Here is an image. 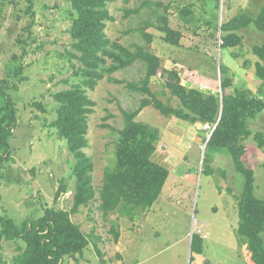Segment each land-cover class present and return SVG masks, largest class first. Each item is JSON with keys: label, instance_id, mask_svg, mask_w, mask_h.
<instances>
[{"label": "rangeland", "instance_id": "obj_1", "mask_svg": "<svg viewBox=\"0 0 264 264\" xmlns=\"http://www.w3.org/2000/svg\"><path fill=\"white\" fill-rule=\"evenodd\" d=\"M143 1L150 5L142 6ZM157 2L166 11L169 26L181 33L179 44L172 45L155 26L146 27L153 36L150 50L165 68H176L187 88L197 87L205 94H220L226 74L248 96L264 101V81L255 73L258 58L252 52L264 35L248 27L238 31L240 45L220 47L221 24L241 12L255 14L262 0H113L108 3L113 20L106 23V35L129 48L146 45L138 29L145 26L152 3ZM182 8L189 10L186 19L180 14ZM73 16L66 0L0 1V89L4 91L0 107L7 101L2 125L10 130L8 157L0 168V217L18 225H32L46 207L72 208L75 160L51 123L57 108L52 95L78 82L73 74L78 61L69 54L74 52L68 33ZM112 63L107 57L102 79L87 90L94 106L84 152L93 163L95 195L70 213L89 244L57 264H247L237 233L242 174L228 154L206 145L208 131L199 129L200 124L161 115L152 106L144 107L135 119L158 131L152 159L169 170L160 196L133 219L100 209L99 191L104 172L115 164L122 111L134 110L147 96L128 85L143 78L142 62L114 70ZM148 86L163 102L180 105L162 78L151 77ZM249 129L250 136L242 141V161L254 173L255 196L264 199V144L260 147L254 137L260 133L264 139V110L249 122ZM61 184L66 192L55 201ZM194 233L202 236L200 253L191 251ZM24 246L19 237H0V264H15L14 257Z\"/></svg>", "mask_w": 264, "mask_h": 264}, {"label": "trees", "instance_id": "obj_2", "mask_svg": "<svg viewBox=\"0 0 264 264\" xmlns=\"http://www.w3.org/2000/svg\"><path fill=\"white\" fill-rule=\"evenodd\" d=\"M9 1V0H0ZM75 12L68 27L73 40L74 52L70 57L78 61L73 67V74L78 82L70 87L55 92L52 97L57 103L56 118L51 126L58 136L65 140L68 151L74 157L72 175L76 183L70 211L63 208L46 207L43 214L32 225L26 222L16 224L11 218L0 217V237L11 239L19 237L24 243L23 251L14 257L15 264H57L65 255L81 253L89 244L88 237L80 225L72 221L70 213H76L80 205L87 204L95 195L92 185L93 163L84 152L87 146L88 117L92 113L94 101L87 90L94 89L103 77V65L110 57V69L130 66L135 61L144 65V76L138 84L128 83L129 87L146 97L131 111H122L123 127L118 130L115 144V164L104 172L99 191L100 209L103 213L119 211L130 219L152 206L160 196L169 176V170L152 159L155 151L154 141L157 129L147 123L136 120V116L146 106H152L161 115L173 116L189 123L209 122L216 125L206 145L222 150L231 158L235 170L242 174L243 181L238 196V228L240 243L245 246L247 264H264V199L254 194V173L242 161L245 147L242 141L250 136L249 122L264 110V101L255 95L248 96L237 88L233 80L224 75L221 80V93H203L197 87L187 88L176 68H165L157 55L150 50L152 34L146 27L155 26L163 34L162 39L172 45H178L180 31L168 24L165 10L160 2L152 3L151 15L145 26L138 30L146 45L135 44L129 48L116 40H111L105 33V26L113 17L108 10V3L113 0H66ZM150 5L143 1L142 6ZM186 19L189 10L180 9ZM154 18L155 22L150 20ZM254 27L264 35V0L255 14L238 13L224 21L220 47H236L241 44L242 36L238 31ZM252 52L257 56L255 73L264 81V41L255 44ZM18 71V70H17ZM157 76L164 81V87L171 96L179 100V106L165 103L150 90L151 77ZM4 95V91L0 89ZM44 109L41 103H33ZM5 110L0 117V168L8 157L10 130L5 129L3 121L7 117L8 103L0 107ZM260 147L264 139L260 133L254 135ZM2 173L0 172V182ZM66 192L61 184L55 193V201ZM115 240L119 234L114 232ZM201 238L192 234L191 251L200 253Z\"/></svg>", "mask_w": 264, "mask_h": 264}, {"label": "built area", "instance_id": "obj_3", "mask_svg": "<svg viewBox=\"0 0 264 264\" xmlns=\"http://www.w3.org/2000/svg\"><path fill=\"white\" fill-rule=\"evenodd\" d=\"M200 126H198L199 129L208 131V135L210 136L211 132L213 131L216 122L215 123H209V122H200Z\"/></svg>", "mask_w": 264, "mask_h": 264}, {"label": "crops", "instance_id": "obj_4", "mask_svg": "<svg viewBox=\"0 0 264 264\" xmlns=\"http://www.w3.org/2000/svg\"><path fill=\"white\" fill-rule=\"evenodd\" d=\"M187 122V121H186ZM200 122H196L195 124H199ZM209 135L207 134V139H208ZM207 139H206V142H207Z\"/></svg>", "mask_w": 264, "mask_h": 264}, {"label": "water", "instance_id": "obj_5", "mask_svg": "<svg viewBox=\"0 0 264 264\" xmlns=\"http://www.w3.org/2000/svg\"><path fill=\"white\" fill-rule=\"evenodd\" d=\"M209 138V137H208ZM208 140V139H207Z\"/></svg>", "mask_w": 264, "mask_h": 264}]
</instances>
